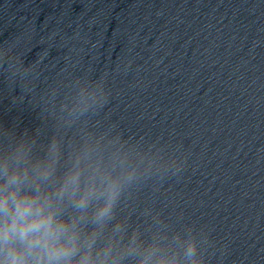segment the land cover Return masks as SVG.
Wrapping results in <instances>:
<instances>
[{
	"label": "water",
	"instance_id": "1",
	"mask_svg": "<svg viewBox=\"0 0 264 264\" xmlns=\"http://www.w3.org/2000/svg\"><path fill=\"white\" fill-rule=\"evenodd\" d=\"M117 137L116 148L142 173L102 0H0V152L22 146L33 162L58 159L44 186L52 191L85 148L115 150L108 142ZM116 216L143 244L152 241L144 180Z\"/></svg>",
	"mask_w": 264,
	"mask_h": 264
},
{
	"label": "clouds",
	"instance_id": "2",
	"mask_svg": "<svg viewBox=\"0 0 264 264\" xmlns=\"http://www.w3.org/2000/svg\"><path fill=\"white\" fill-rule=\"evenodd\" d=\"M120 139L108 142L112 151L85 148L52 191L44 186L56 175L58 159L33 162L22 146L0 152V264H204L196 240L178 245L181 260L160 247L159 231L145 245L135 229L117 220L125 193L148 176L116 148ZM82 160L91 162L89 169H81ZM184 164L178 159L172 175Z\"/></svg>",
	"mask_w": 264,
	"mask_h": 264
}]
</instances>
